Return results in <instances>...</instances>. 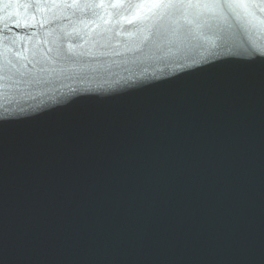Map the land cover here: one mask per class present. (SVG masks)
I'll return each mask as SVG.
<instances>
[{"label": "water", "instance_id": "1", "mask_svg": "<svg viewBox=\"0 0 264 264\" xmlns=\"http://www.w3.org/2000/svg\"><path fill=\"white\" fill-rule=\"evenodd\" d=\"M0 264H264V3L0 0Z\"/></svg>", "mask_w": 264, "mask_h": 264}, {"label": "snow or ice", "instance_id": "2", "mask_svg": "<svg viewBox=\"0 0 264 264\" xmlns=\"http://www.w3.org/2000/svg\"><path fill=\"white\" fill-rule=\"evenodd\" d=\"M176 3L183 5L187 3L189 6L198 5L202 2V0H175ZM214 3L220 4H234L237 6H242L244 3L248 2V0H213ZM259 2L264 3V0H259ZM245 23H252L251 20L245 19Z\"/></svg>", "mask_w": 264, "mask_h": 264}]
</instances>
